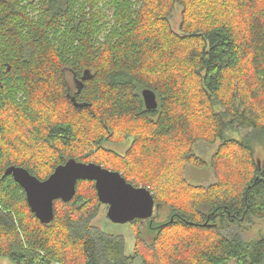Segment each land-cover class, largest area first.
I'll list each match as a JSON object with an SVG mask.
<instances>
[{"label":"trees","instance_id":"obj_1","mask_svg":"<svg viewBox=\"0 0 264 264\" xmlns=\"http://www.w3.org/2000/svg\"><path fill=\"white\" fill-rule=\"evenodd\" d=\"M129 139L124 154L105 147ZM201 141H219L208 186L185 177L188 164L207 166L194 152ZM71 159L153 194L152 219L132 222L133 256L94 224L106 206L95 182L79 181L44 223L5 174L22 167L46 180ZM263 218L264 0H0V257L264 264V237L234 226Z\"/></svg>","mask_w":264,"mask_h":264},{"label":"water","instance_id":"obj_2","mask_svg":"<svg viewBox=\"0 0 264 264\" xmlns=\"http://www.w3.org/2000/svg\"><path fill=\"white\" fill-rule=\"evenodd\" d=\"M142 96L148 110L158 108L157 96L152 90H143ZM5 174L24 189L31 210L44 223L52 220L57 200L73 199L79 181L95 182L98 198L108 206L107 215L115 223L152 219L154 214L155 200L148 188L135 187L121 173L96 163L71 159L57 167L46 180L38 179L22 167H10Z\"/></svg>","mask_w":264,"mask_h":264},{"label":"rangeland","instance_id":"obj_3","mask_svg":"<svg viewBox=\"0 0 264 264\" xmlns=\"http://www.w3.org/2000/svg\"><path fill=\"white\" fill-rule=\"evenodd\" d=\"M181 7L177 6L176 9L173 12L172 22L173 26L178 29L180 23H181ZM71 82L72 77H70ZM230 138L234 139H241L244 136V133L242 131H237L235 133H229L228 135ZM132 139H129L128 141L122 143V144H111L107 143L105 144L106 148H110L112 150H115L116 152L120 154H124L125 151L130 147ZM219 145V141L210 144L207 142H198L194 146V152L197 156L202 158L206 163L207 166L205 167H197L193 164H188L185 170V177L188 180L189 183L194 185H202V186H208L210 184L215 183L216 178L213 174L212 168L210 167V161L212 158V155L217 150ZM108 212V206H104L103 210L101 211V214L97 218V220L94 221V224L98 227H100L104 232L111 234V235H120L123 236L125 239L126 244V254L128 256L134 255V249L136 244V234H135V224H132V222L129 223H115L107 215ZM163 219L157 220V222L162 221ZM143 223L140 224L142 226ZM144 225L146 226V221L144 222ZM237 229L242 230V234H244L245 237L248 238H260L264 237V218L263 219H256L254 222L250 225L247 223L240 222L236 225H234ZM0 264H16L11 258L9 257H0ZM132 264H143L142 259L137 257L133 260Z\"/></svg>","mask_w":264,"mask_h":264},{"label":"bare ground","instance_id":"obj_4","mask_svg":"<svg viewBox=\"0 0 264 264\" xmlns=\"http://www.w3.org/2000/svg\"><path fill=\"white\" fill-rule=\"evenodd\" d=\"M147 108V107H146Z\"/></svg>","mask_w":264,"mask_h":264}]
</instances>
